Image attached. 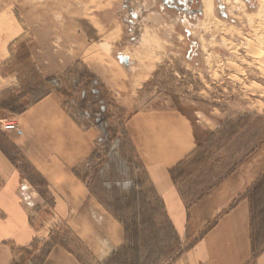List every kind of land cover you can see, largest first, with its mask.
<instances>
[{
  "label": "rangeland",
  "instance_id": "obj_1",
  "mask_svg": "<svg viewBox=\"0 0 264 264\" xmlns=\"http://www.w3.org/2000/svg\"><path fill=\"white\" fill-rule=\"evenodd\" d=\"M196 1L200 12L187 15L157 0H0V129L51 92L84 128L95 124L103 105L110 132L105 137L95 127L93 154L78 173L125 234L123 246L99 260L65 228L51 231L55 222L41 221L52 208L48 191L41 190L45 215L36 224L53 235H41L38 249L19 252L12 264H38L42 252L64 240L83 264H168L175 256L181 244L125 129L135 110L171 108L191 122L196 149L179 180L188 200L254 152L264 156V0H210L207 13ZM31 57L57 63L45 71L49 64ZM81 57H120L128 92L118 97L95 86ZM248 195L255 244H264V175Z\"/></svg>",
  "mask_w": 264,
  "mask_h": 264
},
{
  "label": "crops",
  "instance_id": "obj_2",
  "mask_svg": "<svg viewBox=\"0 0 264 264\" xmlns=\"http://www.w3.org/2000/svg\"><path fill=\"white\" fill-rule=\"evenodd\" d=\"M98 59L78 60L114 96L127 93L121 58ZM31 60L47 62L45 71L57 63L55 57ZM13 117L18 131L0 129V264H12L24 250H37L40 236H52L51 231L59 228H65L93 256L105 260L123 246L125 234L117 217L91 194L78 173L93 154L98 136L95 124L82 127L67 111L61 95L54 92ZM125 129L164 220L181 244L168 264H264V244H255L253 237L248 195L264 175L263 155L251 154L187 206L169 171L195 152L191 122L171 108L142 109L129 115ZM22 164L38 182L25 173ZM41 190L48 191L51 200V215L41 220L55 222L51 231L36 224L45 215L40 209L45 203ZM63 243H55L42 264H83L65 240Z\"/></svg>",
  "mask_w": 264,
  "mask_h": 264
},
{
  "label": "trees",
  "instance_id": "obj_3",
  "mask_svg": "<svg viewBox=\"0 0 264 264\" xmlns=\"http://www.w3.org/2000/svg\"><path fill=\"white\" fill-rule=\"evenodd\" d=\"M50 83H53V85H55V84H57L56 83V81H49ZM94 85L95 86H99L100 87V85L102 86V83L97 79V80H95L94 81ZM103 87V86H102ZM94 91V96H96L95 98H101L102 99V97H100L99 96V89L97 88H95V90H93ZM104 111V106L102 105L101 106V108H100V110H99V113H97V115H95V116H98V119H97V121L95 122V127L103 134V136H107V134L110 132V129H109V125L107 124V122H108V118H106V116L105 117H103V112ZM191 158V157H190ZM189 159L187 158L185 161H183V162H181V163H179L177 166H175L173 169H171L170 171H169V174H170V176H171V179H172V181H173V183L177 186V187H179V180H180V177H181V175H182V173H181V171H182V168H183V166H184V164H185V162H187ZM237 168V165H234L233 167H231L230 168V170L227 172V174L226 175H228V174H230L231 172H233L235 169ZM225 175V176H226ZM180 188V187H179ZM209 190V189H208ZM207 190V191H208ZM181 191V190H180ZM206 191V192H207ZM181 195H182V197H183V199H184V201H185V203L187 204V206H190L191 204H193L198 198H200L201 196H203L204 195V192H202V193H199V192H196V193H194V195L192 196V197H190V199L188 200V196H191L190 194H189V192H187V194H185L184 192H182L181 191ZM193 197H195V198H193ZM126 230H127V228H125ZM134 238H135V243H137L138 241H139V234H138V236H137V239H136V236H134ZM54 246V244L52 245V246H50L49 247V249H48V251L45 253V254H43V252H42V254L39 256V258H37L36 259V261L38 262V264H42L43 263V261L45 260V258H46V256H47V254H48V252H49V250H50V248L51 247H53Z\"/></svg>",
  "mask_w": 264,
  "mask_h": 264
},
{
  "label": "flooded vegetation",
  "instance_id": "obj_4",
  "mask_svg": "<svg viewBox=\"0 0 264 264\" xmlns=\"http://www.w3.org/2000/svg\"><path fill=\"white\" fill-rule=\"evenodd\" d=\"M165 9L194 15L200 12V9L194 7L196 0H157ZM203 3V2H202Z\"/></svg>",
  "mask_w": 264,
  "mask_h": 264
},
{
  "label": "built area",
  "instance_id": "obj_5",
  "mask_svg": "<svg viewBox=\"0 0 264 264\" xmlns=\"http://www.w3.org/2000/svg\"><path fill=\"white\" fill-rule=\"evenodd\" d=\"M4 131H18V127L13 122H6L2 125Z\"/></svg>",
  "mask_w": 264,
  "mask_h": 264
},
{
  "label": "bare ground",
  "instance_id": "obj_6",
  "mask_svg": "<svg viewBox=\"0 0 264 264\" xmlns=\"http://www.w3.org/2000/svg\"><path fill=\"white\" fill-rule=\"evenodd\" d=\"M204 11L207 13L210 10L211 2L210 0H202Z\"/></svg>",
  "mask_w": 264,
  "mask_h": 264
}]
</instances>
